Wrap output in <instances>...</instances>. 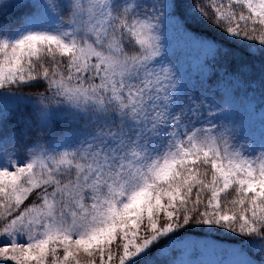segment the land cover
I'll list each match as a JSON object with an SVG mask.
<instances>
[{
  "label": "snow or ice",
  "instance_id": "1",
  "mask_svg": "<svg viewBox=\"0 0 264 264\" xmlns=\"http://www.w3.org/2000/svg\"><path fill=\"white\" fill-rule=\"evenodd\" d=\"M0 264H264V0H0Z\"/></svg>",
  "mask_w": 264,
  "mask_h": 264
}]
</instances>
